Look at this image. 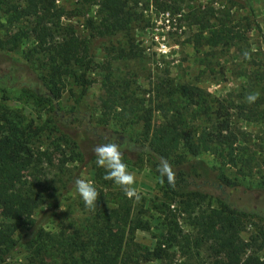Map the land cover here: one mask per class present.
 Segmentation results:
<instances>
[{"label":"trees","instance_id":"obj_1","mask_svg":"<svg viewBox=\"0 0 264 264\" xmlns=\"http://www.w3.org/2000/svg\"><path fill=\"white\" fill-rule=\"evenodd\" d=\"M57 1L0 0L5 21L17 29L10 34L7 43H12L15 49L28 33L34 42L29 56L41 53V63L46 70V76L35 80L25 74L27 70L35 74L34 68L27 65L19 64L18 70L11 65L8 73L15 75L14 80L21 77V87L49 106L48 119L40 126L33 120L25 121L13 110L0 107V264H5L20 250L24 252V261L14 264H171V249H176L181 258L195 264H204L200 254L206 256L208 264H264V257L251 253L258 236L251 237L249 242L241 237L249 214L222 201L216 206L208 204L194 210L195 198L206 196L197 189L190 190L187 179L173 171L181 161L175 165H170L169 161L177 157L180 148L195 158L202 153L213 155L222 165L240 163L245 170L250 161L236 152L242 149L234 147L239 136L231 128L229 118L223 116V106L208 115L206 92L189 84H174L166 70L149 82L150 89L146 94L150 106L144 104L147 99L135 96L130 82L118 84L110 73L107 74L100 109L101 113L124 124L121 147L127 153L137 150L139 156H146L154 165L166 194L184 199L182 212L188 215L187 222L194 233H186L174 210L162 203L155 208L163 215L165 228L155 236V246L150 249L138 243L136 233L150 230L144 211L112 181L105 180V170L96 164L94 181L102 195L97 201V209L86 210L80 200L78 207L84 216L77 225L70 230L47 232L44 229L52 215L51 210L45 209L39 218L35 214L46 205L47 192L60 187L63 192L67 191L63 181L67 166L75 162L83 164L89 154L93 161L94 151L87 152L85 148L91 146L94 149L102 143L91 139L85 131L70 132L71 124L83 125V119L89 117L81 102L82 94L75 98V111L69 112L68 118H63L56 109L59 104H54L68 79L84 87L89 83L85 78L86 71L95 67L88 42L78 38L72 27L61 23L65 10L57 6ZM125 1L81 0V3L97 6L99 22L95 25L90 20L91 30L104 36L125 29L132 21L131 14L125 11ZM194 16L191 21L196 22ZM196 23L202 31L194 40L197 46L215 48L240 40L234 38L224 20H218L215 26L205 20ZM205 31L207 36H203ZM43 90L44 94L41 93ZM243 110V106H239V111ZM249 112L253 116L256 111L251 109ZM186 114L190 117L206 114L211 124L199 131L192 130ZM70 118L73 122L68 120ZM135 125H139V131L132 134ZM49 129L59 135L47 144L43 134ZM128 130L130 134H127ZM121 154L123 162L127 163V154ZM162 160H167L170 166L171 182L167 176L160 175L158 166ZM229 183L227 180L226 184ZM51 207L56 208V204Z\"/></svg>","mask_w":264,"mask_h":264},{"label":"rangeland","instance_id":"obj_2","mask_svg":"<svg viewBox=\"0 0 264 264\" xmlns=\"http://www.w3.org/2000/svg\"><path fill=\"white\" fill-rule=\"evenodd\" d=\"M82 3L81 0H58L57 6L65 10L61 23L72 27L78 38L88 42L95 67L86 71L85 78L89 83L84 87L68 79L54 104H59L57 111L63 118H68L67 114L75 111V98L82 94L81 102L89 117L83 119V125L71 124L70 132L85 131L94 141L116 142L121 153L127 154L126 164L135 178L132 185L134 191L127 196L135 206L142 208L144 219L150 224V230L137 232L135 240L150 249L155 246V236L165 228L163 215L155 208L162 203L174 210L176 219L186 233L194 231L187 222L188 215L182 212L184 199L166 194L152 162L146 156H139L137 150L127 153L121 147L124 124L101 113L100 109L104 78L110 73L118 84L130 82L135 96L147 99L144 104L150 106L151 101L146 94L150 89L149 82L156 74L166 70L174 84H189L206 92L210 108L208 115L223 106V116L229 118L231 128L239 136L234 147L242 149L236 152L250 161L245 170L240 163L236 166L222 165L213 155L202 153L195 158L180 148L177 157L169 161L170 165L181 161L173 171L180 172L187 179L190 190L197 189L206 196L195 198L194 210L208 204L216 206L222 201L248 213L249 219L245 221L241 237L249 242L251 237L257 235L251 253L264 257V0H127L124 2L125 11L131 14L132 21L125 29L104 36L96 35L89 27L90 20L95 25L99 22L97 6ZM166 7L168 11L164 10ZM192 15H195L196 22L205 20L213 26L218 20L226 21L231 34L240 40L215 48L195 45L194 40L199 38L202 31L198 23L191 21ZM16 30V26H8L0 11V107L13 110L25 121L33 120L36 126H40L48 119L49 106L29 95L25 87H21L22 78L18 76L14 80L15 75H10L8 70L12 68L11 65L17 70L19 64L27 65L34 68L36 76L31 70L25 71L33 80L46 76V70L41 63V53L29 56L34 42L28 33L15 49L12 43H7L10 34ZM203 36H207V31L203 32ZM250 94H258L255 102H248ZM239 106H243L242 112ZM251 109L256 111L253 116L249 112ZM186 118L192 130L199 131L211 124L206 114L193 117L186 114ZM68 120L73 122L72 118ZM134 127L132 134L139 131V125ZM130 133L128 130L127 134ZM43 135L49 144L59 134L49 129ZM90 147L86 146L87 152L94 151ZM91 156L89 154L83 164L75 162L67 166L63 178L67 191L63 192L60 187L47 192L46 205L35 214L39 218L45 209L51 210L52 215L44 224L47 232L70 230L84 216L78 207L80 198L73 192L72 181L77 178L89 180L100 192L99 185L94 181L95 159L90 161ZM227 180L229 184H226ZM101 199L102 195L98 200ZM54 204L56 208L51 207ZM20 232L24 233L25 229ZM175 250H169L171 264L196 263L181 258ZM200 257L204 264H208L204 254H200ZM20 261H24L21 250L5 264Z\"/></svg>","mask_w":264,"mask_h":264},{"label":"clouds","instance_id":"obj_3","mask_svg":"<svg viewBox=\"0 0 264 264\" xmlns=\"http://www.w3.org/2000/svg\"><path fill=\"white\" fill-rule=\"evenodd\" d=\"M257 97L258 94H250L247 100L252 103L256 101ZM94 155L96 166L105 170L104 179L112 181L125 194L131 195L134 191L132 185L135 178L133 173L128 170L127 164L122 160L119 144L116 142L101 143L94 148ZM158 170L161 176H167L171 182V171L167 160L161 161ZM73 192L83 202L86 210L95 211L97 209V201L101 193L95 187L94 182L77 178L73 184Z\"/></svg>","mask_w":264,"mask_h":264}]
</instances>
